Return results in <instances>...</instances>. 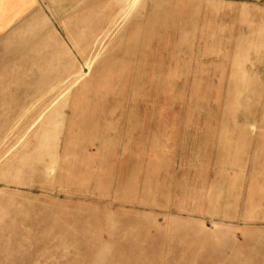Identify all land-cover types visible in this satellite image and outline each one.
<instances>
[{"label": "rangeland", "instance_id": "obj_1", "mask_svg": "<svg viewBox=\"0 0 264 264\" xmlns=\"http://www.w3.org/2000/svg\"><path fill=\"white\" fill-rule=\"evenodd\" d=\"M0 264H264V0H36L0 40Z\"/></svg>", "mask_w": 264, "mask_h": 264}, {"label": "crops", "instance_id": "obj_2", "mask_svg": "<svg viewBox=\"0 0 264 264\" xmlns=\"http://www.w3.org/2000/svg\"><path fill=\"white\" fill-rule=\"evenodd\" d=\"M36 0H0V40L30 17Z\"/></svg>", "mask_w": 264, "mask_h": 264}]
</instances>
